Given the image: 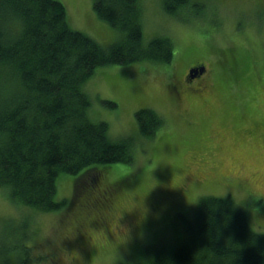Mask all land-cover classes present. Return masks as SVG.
<instances>
[{
    "label": "rangeland",
    "instance_id": "obj_1",
    "mask_svg": "<svg viewBox=\"0 0 264 264\" xmlns=\"http://www.w3.org/2000/svg\"><path fill=\"white\" fill-rule=\"evenodd\" d=\"M60 1L73 28L102 44L118 39L94 0ZM192 1L171 15L163 0H139L144 42L168 36L170 62L101 66L84 85L92 119L107 121L113 140L131 137V163L111 164L90 182L83 205L73 203L75 175L60 174L55 197L68 203L51 212L19 205L0 187V241L26 235L18 242L31 247L21 251L32 259L25 264L144 261L153 246L184 235L206 195L231 196L264 232V0ZM198 63L206 72L189 79ZM144 107L164 119L151 137L136 119Z\"/></svg>",
    "mask_w": 264,
    "mask_h": 264
},
{
    "label": "trees",
    "instance_id": "obj_2",
    "mask_svg": "<svg viewBox=\"0 0 264 264\" xmlns=\"http://www.w3.org/2000/svg\"><path fill=\"white\" fill-rule=\"evenodd\" d=\"M191 4L163 0L171 15ZM94 10L119 30L116 41L102 44L73 28L60 0H0V187L19 205L43 212L64 207L68 201L55 197L62 173L75 175L73 203L83 205L94 192L90 182L111 164L131 163V137L113 140L108 122L92 119L84 85L101 66L173 59L168 36L144 42L139 0H94ZM136 119L144 137L164 124L150 107L140 108ZM18 238L15 244L0 241V264L32 261L20 255L30 246L18 250L26 235ZM150 254L117 264H264V232L254 230L245 207L231 196L206 195L184 235L153 246Z\"/></svg>",
    "mask_w": 264,
    "mask_h": 264
},
{
    "label": "water",
    "instance_id": "obj_3",
    "mask_svg": "<svg viewBox=\"0 0 264 264\" xmlns=\"http://www.w3.org/2000/svg\"><path fill=\"white\" fill-rule=\"evenodd\" d=\"M204 69H205L204 66L202 68L196 67V68L191 69L192 77H195L199 73H202Z\"/></svg>",
    "mask_w": 264,
    "mask_h": 264
},
{
    "label": "flooded vegetation",
    "instance_id": "obj_4",
    "mask_svg": "<svg viewBox=\"0 0 264 264\" xmlns=\"http://www.w3.org/2000/svg\"><path fill=\"white\" fill-rule=\"evenodd\" d=\"M196 66H200V67H202L200 64H197ZM201 76V75H200ZM188 78L190 79V77H189V71H188Z\"/></svg>",
    "mask_w": 264,
    "mask_h": 264
},
{
    "label": "bare ground",
    "instance_id": "obj_5",
    "mask_svg": "<svg viewBox=\"0 0 264 264\" xmlns=\"http://www.w3.org/2000/svg\"><path fill=\"white\" fill-rule=\"evenodd\" d=\"M255 230V229H254Z\"/></svg>",
    "mask_w": 264,
    "mask_h": 264
}]
</instances>
